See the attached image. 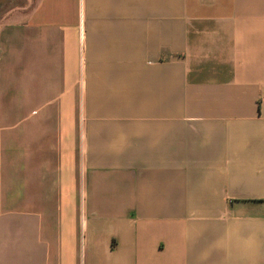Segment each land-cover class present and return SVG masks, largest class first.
<instances>
[{"label": "crops", "instance_id": "crops-1", "mask_svg": "<svg viewBox=\"0 0 264 264\" xmlns=\"http://www.w3.org/2000/svg\"><path fill=\"white\" fill-rule=\"evenodd\" d=\"M0 264H264V0L9 9Z\"/></svg>", "mask_w": 264, "mask_h": 264}, {"label": "rangeland", "instance_id": "rangeland-1", "mask_svg": "<svg viewBox=\"0 0 264 264\" xmlns=\"http://www.w3.org/2000/svg\"><path fill=\"white\" fill-rule=\"evenodd\" d=\"M36 0H32V3H35ZM21 3V0H13V1H10L8 2L3 8H2V11L0 13V18L9 10V9H14L16 7H19ZM18 14V13H16Z\"/></svg>", "mask_w": 264, "mask_h": 264}, {"label": "water", "instance_id": "water-1", "mask_svg": "<svg viewBox=\"0 0 264 264\" xmlns=\"http://www.w3.org/2000/svg\"><path fill=\"white\" fill-rule=\"evenodd\" d=\"M13 0H0V13L4 5Z\"/></svg>", "mask_w": 264, "mask_h": 264}, {"label": "flooded vegetation", "instance_id": "flooded-vegetation-1", "mask_svg": "<svg viewBox=\"0 0 264 264\" xmlns=\"http://www.w3.org/2000/svg\"><path fill=\"white\" fill-rule=\"evenodd\" d=\"M4 6H5V5H4ZM4 6H3V7H4ZM1 11H2V10H1Z\"/></svg>", "mask_w": 264, "mask_h": 264}]
</instances>
